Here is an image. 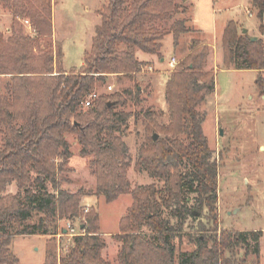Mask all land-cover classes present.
Returning a JSON list of instances; mask_svg holds the SVG:
<instances>
[{
    "label": "trees",
    "instance_id": "trees-1",
    "mask_svg": "<svg viewBox=\"0 0 264 264\" xmlns=\"http://www.w3.org/2000/svg\"><path fill=\"white\" fill-rule=\"evenodd\" d=\"M252 2L262 17L264 0ZM179 7L174 0H108L100 9L101 22L95 26L79 69L55 72L51 41L44 47L40 43L52 33V1L0 0V8L28 19L35 32L12 31L7 37L0 32V73L10 74L11 88V95H0V264H17V257L10 255L12 238L34 234L48 235L42 264H112L102 255L106 241L98 232V212L91 208L84 213L80 207L86 192L48 188V183L56 188V175L71 155L66 133L75 134L82 155H93L90 162L98 193L107 200L122 193L132 197L120 218L119 232L112 235L120 241L117 264H251L250 253L259 264L263 230L217 227L218 164L211 157L202 129L203 114L197 108L216 83L215 71L205 68L206 43L192 38L189 51L166 80L167 123L156 121L155 111H146L145 137L134 167L163 180L161 187L149 183L131 188L126 174L128 147L120 133L130 113L116 107L128 100L138 102V87L100 94L84 109L86 96L109 74L137 72L147 63L137 57V50L159 53L161 40L169 32L174 44L178 43L187 30L184 20L176 19L168 28L158 22L168 21ZM221 43L225 67L256 70L255 85L264 93L262 40L239 33L230 19ZM20 97L27 103L17 109ZM14 119L23 121L15 125ZM154 133L158 134L155 139ZM182 164L189 167L186 173ZM12 180L19 191L1 194ZM191 192L196 193L195 210L206 208L214 224H200L196 235L188 232L194 247L184 251L176 248L173 239L188 216L195 217L188 205ZM33 211L43 215L36 223H26ZM78 215L84 217L82 230L71 235L59 255L56 220Z\"/></svg>",
    "mask_w": 264,
    "mask_h": 264
},
{
    "label": "rangeland",
    "instance_id": "rangeland-1",
    "mask_svg": "<svg viewBox=\"0 0 264 264\" xmlns=\"http://www.w3.org/2000/svg\"><path fill=\"white\" fill-rule=\"evenodd\" d=\"M51 1L52 33L48 38L40 39V43L44 47L47 40L51 41L55 72L69 71L72 67L79 69L84 54L90 49L95 26L101 22L100 9L108 0ZM174 1L180 5L179 9L172 13L168 21L158 22V25L168 28L174 20L183 19L187 30L179 36L178 43L174 44L171 32L165 34L159 53L150 54L137 50V57L147 62L139 71L130 74H109L104 83L97 84L94 91L98 95L112 94L123 92L126 88L138 87V102L128 100L125 105L116 107L117 110L130 113L120 133L128 147L130 165L126 174L131 188L149 183L161 187L163 180L134 167L139 146L145 137V125L148 121L146 111H155L156 121L167 123L165 83L176 65L170 64L169 59L175 57L178 62L184 57L189 51L192 38L208 45L205 68L213 69L216 73L215 89L197 108L203 114L202 129L211 149V157L218 164L217 227L219 230H263L258 262L264 264V93L255 85L256 70L232 66L226 68L222 58L220 59L223 56L222 33L230 19L236 22L239 33L257 35L264 47V30L260 28V25L264 26V13L262 17H258V8L253 5L252 0ZM243 28L247 31L243 32ZM12 31L26 35L35 33L25 18L14 17L9 10L0 8V32L7 37ZM207 42L216 43L217 52ZM38 52L34 49V53ZM8 60L9 57L6 61ZM261 73L264 77V68ZM108 85H111V88H108ZM0 95H11L10 74L0 73ZM26 103V100L20 97L17 109H21ZM87 107L84 106V109ZM22 121L14 119L13 123L19 125ZM65 137L70 144L71 155L56 175V188L51 183H48V188L50 191L63 189L70 192L81 188L86 192L82 196L80 207L84 213L88 211H85V208H93L98 212V232L106 241L102 255L112 264H117L120 241L112 235L119 232L120 218L126 214L132 197L129 193H122L107 200L103 193H98L97 177L90 162L93 155L80 153V144L75 134L66 133ZM1 144L0 133V146ZM188 170L189 167L182 164V171L186 173ZM18 191L16 182L12 180L1 194ZM188 205L195 210V192L189 193ZM41 215V212L33 211L26 223H36ZM77 217L84 220L82 215L56 220L60 231L56 234L59 255L63 253L71 237L63 231H66L67 225L71 223L76 230L80 229L76 224ZM200 224L206 227L214 224L212 219H209L206 208L201 212L197 211L195 217L188 216L183 230L173 239L177 249L189 251L194 247L187 233L199 234ZM143 229L148 231L146 227ZM47 238L48 235L42 234L15 236L9 244L10 255L17 257V264H42ZM248 262L256 263L255 254L248 255Z\"/></svg>",
    "mask_w": 264,
    "mask_h": 264
},
{
    "label": "built area",
    "instance_id": "built-area-1",
    "mask_svg": "<svg viewBox=\"0 0 264 264\" xmlns=\"http://www.w3.org/2000/svg\"><path fill=\"white\" fill-rule=\"evenodd\" d=\"M25 21L29 23L28 19H25ZM29 26H31L30 23H29ZM168 62H169L170 64L175 65V64L177 63V60H176L175 57H171V58L169 59ZM107 87H108V88H111V85H108ZM97 96H98V94H97L95 91L90 92V93L86 96V98L84 99V101H83L84 106H89V105H91V104L93 103V100H94ZM84 210L87 211L88 208H85ZM79 218H80V217H77V218H75V219H76V224L78 225V227H79L80 229L76 230L75 227L73 226V224L69 223V224L67 225V227H66V231H65V232H67V234H69V235H73V234H76V233H80V232H81V230H82V229H81V226H82L81 221H82V220H80ZM73 221H75V220H73ZM72 223H74V222H72Z\"/></svg>",
    "mask_w": 264,
    "mask_h": 264
},
{
    "label": "water",
    "instance_id": "water-1",
    "mask_svg": "<svg viewBox=\"0 0 264 264\" xmlns=\"http://www.w3.org/2000/svg\"><path fill=\"white\" fill-rule=\"evenodd\" d=\"M242 31H243V32H246L247 29H246V28H243ZM255 38H256V36L252 35V39H255ZM220 133H222V130H221V129H220ZM157 136H158L157 133H154V134H153V138H154V139H155ZM193 212H194V214H197V211H196V210H194ZM63 231L65 232V229H64Z\"/></svg>",
    "mask_w": 264,
    "mask_h": 264
},
{
    "label": "crops",
    "instance_id": "crops-1",
    "mask_svg": "<svg viewBox=\"0 0 264 264\" xmlns=\"http://www.w3.org/2000/svg\"><path fill=\"white\" fill-rule=\"evenodd\" d=\"M254 36L257 37V35H254ZM207 43H209V45L212 46V47L214 48V50L217 52V44H216V43H213V42H207ZM212 47H210V50H211ZM221 50H222V49H221ZM221 58H223V56L220 57V59H221ZM161 59H162V58H161ZM216 60H219V58H216ZM247 69H250V68H247Z\"/></svg>",
    "mask_w": 264,
    "mask_h": 264
}]
</instances>
